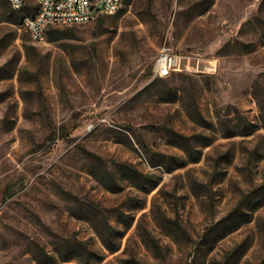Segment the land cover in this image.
<instances>
[{"label":"rangeland","instance_id":"rangeland-1","mask_svg":"<svg viewBox=\"0 0 264 264\" xmlns=\"http://www.w3.org/2000/svg\"><path fill=\"white\" fill-rule=\"evenodd\" d=\"M34 11L0 0V264H264V0Z\"/></svg>","mask_w":264,"mask_h":264},{"label":"built area","instance_id":"built-area-1","mask_svg":"<svg viewBox=\"0 0 264 264\" xmlns=\"http://www.w3.org/2000/svg\"><path fill=\"white\" fill-rule=\"evenodd\" d=\"M124 0H34L35 11L21 21L22 29L33 42L44 41L45 32L50 26L88 24L103 15L117 13ZM13 10H22L27 6V0H7ZM182 57L169 48L160 49L154 65L156 77L165 78L175 72L189 70V57L183 64Z\"/></svg>","mask_w":264,"mask_h":264},{"label":"trees","instance_id":"trees-1","mask_svg":"<svg viewBox=\"0 0 264 264\" xmlns=\"http://www.w3.org/2000/svg\"><path fill=\"white\" fill-rule=\"evenodd\" d=\"M23 10V9H22ZM14 11V13L16 14V13H18L19 11H21V10H13ZM99 21H100V18L98 19Z\"/></svg>","mask_w":264,"mask_h":264}]
</instances>
